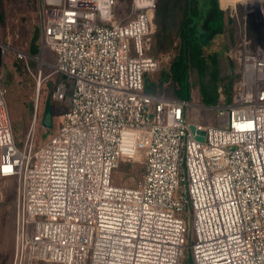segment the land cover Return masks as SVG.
<instances>
[{
  "label": "built area",
  "instance_id": "1",
  "mask_svg": "<svg viewBox=\"0 0 264 264\" xmlns=\"http://www.w3.org/2000/svg\"><path fill=\"white\" fill-rule=\"evenodd\" d=\"M115 3L40 0L52 75L72 82L70 107L41 147L42 69L21 149L0 70V184H16L14 264H183L189 224L194 264H264V47L247 34L248 15L264 23V10L251 0L242 15L227 6L236 40L226 55L241 78L219 96L218 125L192 130L186 101L145 89L161 63L150 55L156 0H131L130 14L107 24ZM17 57L29 70L32 59L45 64ZM66 92L61 83L54 101ZM140 158L137 186L115 185L120 162Z\"/></svg>",
  "mask_w": 264,
  "mask_h": 264
},
{
  "label": "rangeland",
  "instance_id": "2",
  "mask_svg": "<svg viewBox=\"0 0 264 264\" xmlns=\"http://www.w3.org/2000/svg\"><path fill=\"white\" fill-rule=\"evenodd\" d=\"M230 7L237 6L239 14H244V8L240 5L243 0H233ZM264 1V0H263ZM40 0H0V10L4 11V18H0V47L3 50L2 63L0 70H4V86L6 89V103L9 110L12 129L16 138L17 146L21 149L24 146L26 134L31 124L33 108L37 96V81L40 69H42V85L40 100L42 111L45 110L46 101L51 100V107L56 127L60 117L70 107V89L72 82L65 78L59 82V74L52 75V66L57 63V55H52L42 44V31L38 19V9ZM228 6V5H227ZM224 5V8H227ZM261 6V5H260ZM263 6V5H262ZM229 14L230 9H226ZM131 12V0H116L112 9V18L107 24L112 22H122ZM247 34L250 32L247 25ZM225 37V35H224ZM227 37V35H226ZM223 38V37H221ZM236 40V39H235ZM224 44V45H223ZM228 38L220 39L214 43L210 49L205 51H221L222 47H230ZM235 45V44H234ZM231 48V47H230ZM178 47L170 52L155 56L161 59V63L155 72L147 74V79L159 83L164 77L163 72L170 67V62L177 54ZM24 52L32 57L42 58L44 65L32 59L30 70L23 60L18 59V52ZM227 51V50H226ZM229 58L222 57L221 64H217L218 70V94L229 98L234 91V85L241 78V70L236 65L228 64ZM212 84L213 68L209 65L204 74L201 75L198 68H191L190 72V101L186 109L187 122L193 126L201 124L204 126H217L218 116L215 106L208 107L202 104L200 85L201 81ZM146 82V81H145ZM67 85V92L62 101H54L53 95L59 85ZM177 85L175 79L163 83L162 91H168ZM231 86V89L229 87ZM176 88V87H175ZM157 91L160 88L156 89ZM169 96V95H167ZM169 97L176 98L172 95ZM178 99V98H176ZM53 102V103H52ZM219 102V100H218ZM154 107H152V114ZM54 133V127L43 130L39 133L38 146L41 147L47 142ZM145 164L142 158L134 161L120 162L117 169L113 171L112 180L117 186L136 187L143 179ZM15 219H16V184L15 180H3L0 184V264H14L15 257ZM194 232L192 225L189 224L187 234V247L184 253L183 264H194L190 245L194 243ZM37 264H56L43 263Z\"/></svg>",
  "mask_w": 264,
  "mask_h": 264
},
{
  "label": "trees",
  "instance_id": "3",
  "mask_svg": "<svg viewBox=\"0 0 264 264\" xmlns=\"http://www.w3.org/2000/svg\"><path fill=\"white\" fill-rule=\"evenodd\" d=\"M221 2L223 6L230 5L227 0H221ZM0 18H4L2 10H0ZM155 24L156 30L153 34L150 55L161 56L162 53L170 52L176 47L178 52L170 62L169 69L163 72L164 77L159 83L146 77V92L153 95H172L188 102L191 99V68H198L203 75L210 65L213 68L214 80L212 84L201 81V101L205 106H216L219 100L217 64H221V58L226 57L236 39V23L230 16V12L228 14L226 10L220 8L219 0H156ZM247 25L253 41L264 47V23L258 22L254 14H249ZM225 38H228L231 43L230 47L225 45L221 51L213 50L205 54V51L214 46L216 41ZM228 62L232 64V67L236 65L239 68L236 61L229 59ZM65 78L64 75L59 74L58 83ZM172 79L177 82L176 88L162 91L163 83L170 82ZM157 88L160 90L157 91ZM71 91L72 88L70 95ZM46 129L48 128L46 127L45 131Z\"/></svg>",
  "mask_w": 264,
  "mask_h": 264
},
{
  "label": "water",
  "instance_id": "4",
  "mask_svg": "<svg viewBox=\"0 0 264 264\" xmlns=\"http://www.w3.org/2000/svg\"><path fill=\"white\" fill-rule=\"evenodd\" d=\"M2 55H3V50L0 47V65L2 63ZM43 123H44V126L47 127V128H50V127L53 126V113H52V107H51L50 100H47L46 101L45 110H44ZM191 129L194 130L195 127L192 126Z\"/></svg>",
  "mask_w": 264,
  "mask_h": 264
},
{
  "label": "bare ground",
  "instance_id": "5",
  "mask_svg": "<svg viewBox=\"0 0 264 264\" xmlns=\"http://www.w3.org/2000/svg\"><path fill=\"white\" fill-rule=\"evenodd\" d=\"M231 1V5L232 3L234 2L233 0H230ZM243 1H246V0H243ZM251 2H253L252 4V7H256L258 9H262L264 10V1L263 0H251ZM261 5V6H260ZM263 5V6H262Z\"/></svg>",
  "mask_w": 264,
  "mask_h": 264
},
{
  "label": "crops",
  "instance_id": "6",
  "mask_svg": "<svg viewBox=\"0 0 264 264\" xmlns=\"http://www.w3.org/2000/svg\"><path fill=\"white\" fill-rule=\"evenodd\" d=\"M227 1H229V3L231 4V1H230V0H227ZM219 4H220V8H221L222 10H226V8H224V6L222 5L221 0H219Z\"/></svg>",
  "mask_w": 264,
  "mask_h": 264
}]
</instances>
